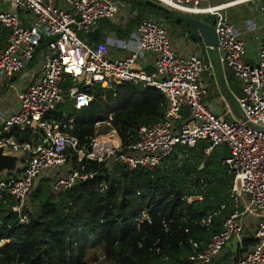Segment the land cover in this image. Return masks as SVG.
<instances>
[{
	"label": "built area",
	"instance_id": "built-area-1",
	"mask_svg": "<svg viewBox=\"0 0 264 264\" xmlns=\"http://www.w3.org/2000/svg\"><path fill=\"white\" fill-rule=\"evenodd\" d=\"M10 1L23 16L0 10V27L9 33L6 46L0 50V82L33 74L28 86L14 91L16 112L9 116L0 113V147L24 155V166L16 179L0 176V199L5 203V196H9V210L18 224L28 222V196L42 175L48 173L52 178L50 190L55 196L78 181L92 178L83 173V167L70 166L67 150L73 151L78 164L86 160L103 164L107 170L117 165L128 170H152L176 147L184 155L205 142L204 154L209 156L213 149L226 145L230 155L222 164L233 176L229 199L234 209L203 249L192 244L194 251L188 261L212 264L225 253L233 237L240 245L252 237L256 243L240 250L236 264H264V132L244 122L226 120L207 108L203 100L206 85L201 77L205 72L209 76L214 73L201 52L177 53L168 26L161 20L145 18L137 25L134 44L116 46L125 50V55L110 56L111 45L93 43L90 36L103 20L125 26L129 16L118 0ZM165 1L168 4L162 3L164 6L186 16L214 18L217 46L212 51L239 85L240 95L234 97L238 110L246 122L264 129V40L258 45L256 63L246 62L244 38L224 14L226 9L254 3L264 14V0H225L218 5H208L210 0ZM145 55L153 57L152 73L140 65ZM64 78L72 84L65 91L61 88ZM93 84L106 90L121 84L159 90L167 100L164 118L139 127L136 141L127 147L122 146L115 130L80 145L60 130L51 113L66 99L74 102L77 111L87 109L93 97L86 89ZM14 129L38 133L36 142H16L9 136ZM249 218L254 219L253 229H249ZM211 219L208 216L201 224L209 226ZM4 242L0 240V246Z\"/></svg>",
	"mask_w": 264,
	"mask_h": 264
},
{
	"label": "trees",
	"instance_id": "trees-1",
	"mask_svg": "<svg viewBox=\"0 0 264 264\" xmlns=\"http://www.w3.org/2000/svg\"><path fill=\"white\" fill-rule=\"evenodd\" d=\"M128 2L135 11L129 31L148 14L181 29L195 42L200 40L195 27L140 0ZM5 37L0 29V47ZM91 93L95 99L88 109L77 113L71 102H65L51 113L60 129L76 137L80 145L94 135L96 123L111 117L122 146L127 147L140 126L163 115V96L152 88L121 84L106 91L93 86ZM70 119H74L71 129ZM12 135L21 143L30 142L37 133L14 130ZM205 146L199 142L180 159L173 153L153 170L116 167L111 173L86 160L77 165L76 155L68 150L73 167H83V173L92 178L78 181L58 196L51 193L48 178L36 179L25 224H18L5 209L11 202L6 195L7 205L0 201V240L5 241L0 246V264H98V254L106 264H190L192 244L201 250L218 232L213 221L209 226L201 221L219 210L233 179L221 165L230 155L226 146L213 149L209 156L204 155ZM196 196L201 200L189 199ZM221 214L227 215L228 209ZM255 243L247 239L242 246ZM98 249L101 252L87 260L89 251ZM229 257L225 254L224 260Z\"/></svg>",
	"mask_w": 264,
	"mask_h": 264
},
{
	"label": "crops",
	"instance_id": "crops-1",
	"mask_svg": "<svg viewBox=\"0 0 264 264\" xmlns=\"http://www.w3.org/2000/svg\"><path fill=\"white\" fill-rule=\"evenodd\" d=\"M118 1L121 3V0H118ZM212 1H216V0H210L208 2V5H218V4L223 3L225 0H220L219 3L210 4ZM123 2L129 3L128 1H123ZM224 7H226V6H224ZM126 8L127 7H124L123 10H124L125 15L129 16V19L127 20V22H126V24H125V26L123 28H120L119 26L115 25L112 22L103 20V21L99 22L97 29L90 36V41L93 42V43H98V42L99 43L100 42L109 43L111 45L110 46L111 47V53H110L111 55L110 56L121 57V56L125 55L126 51L122 50L121 48L116 47L117 45H125V44H128V43L131 44V45L134 44L133 35L136 33V28H137L138 24L135 27H133L130 31L128 30V24L130 23L131 19H134L135 11L134 12L132 11L131 5L130 6L128 5V8H130L131 10L126 9ZM218 8H221V7H218ZM0 10L16 13L20 18L23 16V13L21 11H18V10H16L14 8V6L12 5L10 0H6L5 2H2L0 0ZM130 13L133 14L134 16H131ZM224 14L226 16L227 21L242 35V37L244 38V41H245L247 35H250L252 37V39H254L256 41L257 47L254 49L255 57L253 59H251L249 57H246V62L251 63V64H255L256 63V52H257L258 45H259V43L262 40H264V14H261V12L259 11L258 3L239 5V6H236V7H233V8H229V9L224 10ZM206 17L207 16H204L203 18H206ZM153 19H157V18L154 17ZM157 20H160V19H157ZM167 26H168V29H169V35L170 34L172 35V36H170V37H172L171 41H172L173 46L176 49L177 53L184 55V54H190V53H194V52H198V51L201 52V50H200V48H201L200 47L201 46V39L199 41L195 42L189 36V34H182V32L180 31L181 29H179V28L171 29L172 27H170L169 25H167ZM212 28L214 29V26ZM0 29L5 30V32H6V37H5L4 43L0 47V50H1L7 44V38H8V34L9 33H8V30H6L4 28L0 27ZM197 35H198V32H197ZM198 37H199V35H198ZM178 39H179V41H178ZM188 46H191L192 50H191V52L187 53L186 49H187ZM211 55H214L217 58V55H216V53L214 51H209L207 53L208 62H210V60H214V58ZM140 65L144 69L145 72L152 73L153 72V57L150 56V55H145V57L140 60ZM222 68H223L224 80L226 81V85L229 88L230 92L232 93V95L234 97L239 96L240 95L239 85H238L237 81L233 78L230 69L225 67V66H222ZM29 69H30V67H29ZM27 72H29V71H27ZM213 73H214V76H209V74L207 72H205L202 75V77H201V81L206 85V94H205L204 99H203L204 102H205V105L207 106V108L212 113H214L216 115H220L221 117H223L226 120H235L233 118V116H232V114H231V112H230L225 100H224L223 95L221 94V92H220V90L218 88V84H217L216 79H215V71L214 70H213ZM32 75L25 76L24 79H22V78L20 79V77H18V78L15 77V78H12L10 80H5V81H1L0 82V113L1 114H3L4 116H9V115L13 114L14 112H16V110L18 108V103L16 101V98H15V95H14V91H20V90L24 89L26 86H28L29 82H30V78H32ZM232 80H234L236 82V85H238V86H236V88L234 87L235 83L233 84ZM66 84L68 85V87L65 88ZM71 86H72V84L68 81V78H64L63 82L61 83L62 90L65 91ZM93 86L100 87L99 85L93 84L91 87H88L86 89L88 91V94H90L93 97L92 102L95 99L94 95L91 93V89H92ZM116 86H118V85H116ZM116 86H114L113 89H111V90H106V89H104V90L113 91ZM135 86H137V85H135ZM138 87H140V86H138ZM233 87L236 89V91L233 90ZM100 88L103 89L102 87H100ZM140 88L141 89H146V88H142V87H140ZM147 88H151V87H147ZM152 89H154V88H152ZM157 91H159V90H157ZM161 95L163 96V99H164L163 110H162L163 115H162V117L160 119H158V121H156L154 123L147 124V125L155 124V123L159 122L160 120H162L164 118V114H165V111H166V108H167V100H166L165 96L162 93H161ZM65 102H71L72 103V107L74 109V102L72 100L66 99L62 104H64ZM91 103H90L89 107L91 106ZM62 104H60L59 106H61ZM220 108L222 109L223 113L220 112ZM83 110H85V109H82L80 111H77V110H75V111L77 113H80ZM51 118H53V117L51 116ZM64 119H65V117L63 116V120ZM73 121H74V119L68 120L69 129H71V125H72ZM110 121H111V117H108L105 121L96 123L95 124L94 135L89 137L87 139V141L84 144H82V145L88 144L91 141V139H93V138H96V137H99V136H104V135L112 132L113 130L117 131L116 128L112 127ZM0 122H1V119H0ZM56 122L59 123V125L61 126L60 122H58V121H56ZM103 125L106 126L105 131L101 130V126H103ZM143 126H145V125H143ZM14 130L19 131L18 129H14ZM137 130L135 131V138H134V141L132 143H134L136 141V139H137ZM12 132H11V134L9 136L14 138V140L16 142H18L16 140V138L12 135ZM20 132H23V131H20ZM63 133L68 135V136H70V137H74V136H71V135H69V134H67L65 132H63ZM37 136H38V133H37V135L32 136L30 142H21V143H32L33 144L34 140L36 142ZM74 138L77 139L76 137H74ZM77 141H78V139H77ZM18 143H20V142H18ZM202 143H205V142H202ZM221 146H226V145H221ZM221 146H219V147H221ZM226 148H227V146H226ZM179 150H181V148L180 147H176L173 153L176 154L177 157L180 159V158H183V155H181ZM189 150H192V149H189ZM5 153H8V152L5 150ZM10 154L18 156V161H17L18 170L15 171V172H12V173H7V174H5L4 172L0 173V176H2L4 179H16L20 175V173L22 171V168L24 166V155L23 154H21V153L20 154H18V153H10ZM68 159H69V156H68ZM68 161H69L70 166L73 167L71 161L70 160H68ZM76 162H77V160H76ZM93 163H95V162H93ZM162 163H163V161L161 162V164ZM79 164L77 163V165H79ZM96 164L101 165L109 173L113 172L116 167H121V168L126 169L125 167L117 165V166H114L113 168H111V170H107L104 167L103 164H99V163H96ZM221 165H223L222 162H221ZM73 168H76V167H73ZM137 169H141V168H137ZM126 170H128V169H126ZM134 170H136V169H134ZM145 170H147V169H145ZM129 171H132V170H129ZM225 171H226V168H225ZM226 173L228 175H230L227 171H226ZM42 177H45V178L49 179V188H50V183H51V179H52L50 177V175H48V173L44 174L41 177H39L38 180L40 178H42ZM232 181H233V179H232ZM231 186H232V183H231ZM34 187L35 186H33V190H34ZM230 189H231V187H230ZM230 189L227 192L225 201L220 204L219 210L216 211V213L209 214V216L212 217L211 223L213 221L214 225H217L216 228L218 229V232L222 228V223H223L224 218L227 217L230 214V212L234 209L233 204H232L231 200L229 199ZM33 190H32V192H33ZM30 194H29V196H30ZM29 196H28V205H29V207L31 209L32 205L30 203ZM196 197H199V196H196ZM189 199L194 200L195 197H189ZM0 201L2 202V204L7 205V201L6 200H5V203L3 202V199H0ZM10 205H11V202H10V204H8V207L5 208V209H7V211H10L9 210ZM222 205L224 206V208H221ZM226 208L228 209V214L224 216V215L221 214V212L223 210H225ZM3 211H5V210H3ZM30 211H32V209ZM218 214H220L222 216L221 217H214V216H216ZM249 219L251 221L250 225H249V229H253L254 219L253 218H249ZM246 233H249V232L247 231ZM211 237H210V239H211ZM248 239H252L253 241H255L252 237H248ZM243 241H242V243H243ZM253 246L254 245H251V246H248L247 248H244L242 246V244L240 245L239 242H238L237 252L235 254H231L228 251V249L226 248L225 253L221 257H219L218 259L223 257L221 260H224L225 254L229 253V254H231V257H229L228 259H225L226 263L227 264H236L237 256L241 253L240 250L242 248L244 250H247V249H249V248H251ZM218 259L215 260L212 264H220V263H217Z\"/></svg>",
	"mask_w": 264,
	"mask_h": 264
},
{
	"label": "water",
	"instance_id": "water-1",
	"mask_svg": "<svg viewBox=\"0 0 264 264\" xmlns=\"http://www.w3.org/2000/svg\"><path fill=\"white\" fill-rule=\"evenodd\" d=\"M142 3L150 5L151 7L162 11L163 13L167 14L168 16L172 17L177 21H181L188 25L195 27L198 35L201 39V53L205 61H208L207 53L209 51L214 50L217 46V37L215 34L214 29L200 20H197L193 17L186 16L179 12H176L162 3L156 0H140ZM211 48V49H209ZM210 64L212 69L215 71V79L218 84V88L221 94L224 97V100L233 116V118L238 122H244L247 127L252 129L264 132V129L257 127L249 122H246L245 117L243 114L238 110L236 101L232 93L230 92L229 88L226 85V81L224 80L223 68L222 65L219 63V60L216 58L214 60H210ZM19 154V153H18ZM18 156L13 155L10 153H5V148L3 146L0 147V173L4 172L12 173L18 170L17 166ZM238 247V238L233 237L230 243L226 245V248L231 254H235L237 252Z\"/></svg>",
	"mask_w": 264,
	"mask_h": 264
},
{
	"label": "rangeland",
	"instance_id": "rangeland-1",
	"mask_svg": "<svg viewBox=\"0 0 264 264\" xmlns=\"http://www.w3.org/2000/svg\"><path fill=\"white\" fill-rule=\"evenodd\" d=\"M124 1H128V0H124ZM220 2V0H216V1H212L210 4H213V3H219ZM121 4L123 5V6H121V8H123V7H127L126 9H129V10H131L130 8H128V5L130 6V4L129 3H125V2H123L122 0H121ZM132 8V7H131ZM146 13H148L147 11H146ZM145 16H148V18H154L152 15H148V14H146ZM204 16H202V17H195V16H193V18H195V19H197V20H200V21H203L204 23H206V24H208V25H210L211 27H213L214 26V18H212V17H210V16H207L206 18H203ZM171 29H173V28H171ZM170 36H172L171 34H170ZM78 37L79 38H82L81 37V35H79L78 34ZM172 38V37H171ZM178 41H179V39H178ZM245 43H246V53H247V57H249V58H251V59H253L254 57H255V51H254V49L257 47V43H256V41L254 40V39H252V37L250 36V35H247L246 36V39H245ZM175 49V48H174ZM176 50V49H175ZM187 53L188 52H191V50H192V47L191 46H188L187 47ZM215 55V54H214ZM214 55H211L214 59H216V56H214ZM232 83L234 84V87L236 88V86H238V85H236V82L234 81V80H232ZM233 87V90H235L236 91V89ZM220 112H222L223 113V111H222V109L220 108ZM105 128H106V126L105 125H103V126H101V130H104L105 131ZM31 209H32V206H31ZM99 252H101L99 249L98 250H91V251H89V253H88V256H87V260L89 259H92L93 258V256H94V254L95 253H99ZM98 257H99V263L98 264H106V262L102 259V257L100 256V254H98L97 255ZM223 258V257H222ZM222 258H220V259H218V261H217V263H220V264H227L226 263V260H221ZM92 261V260H91ZM221 261V262H220Z\"/></svg>",
	"mask_w": 264,
	"mask_h": 264
},
{
	"label": "bare ground",
	"instance_id": "bare-ground-1",
	"mask_svg": "<svg viewBox=\"0 0 264 264\" xmlns=\"http://www.w3.org/2000/svg\"><path fill=\"white\" fill-rule=\"evenodd\" d=\"M161 2H162L164 5L168 4L165 0H161ZM166 6H167V5H166Z\"/></svg>",
	"mask_w": 264,
	"mask_h": 264
}]
</instances>
